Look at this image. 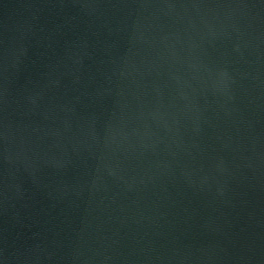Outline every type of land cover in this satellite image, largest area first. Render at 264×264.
Here are the masks:
<instances>
[{
  "label": "water",
  "instance_id": "obj_1",
  "mask_svg": "<svg viewBox=\"0 0 264 264\" xmlns=\"http://www.w3.org/2000/svg\"><path fill=\"white\" fill-rule=\"evenodd\" d=\"M0 264H264V0H0Z\"/></svg>",
  "mask_w": 264,
  "mask_h": 264
}]
</instances>
